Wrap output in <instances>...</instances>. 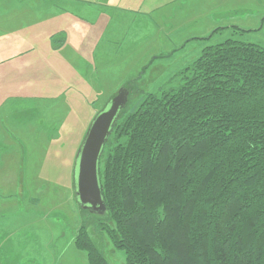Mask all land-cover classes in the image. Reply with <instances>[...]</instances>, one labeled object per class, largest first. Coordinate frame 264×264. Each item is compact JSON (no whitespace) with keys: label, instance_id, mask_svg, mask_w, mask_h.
Listing matches in <instances>:
<instances>
[{"label":"trees","instance_id":"16d2710c","mask_svg":"<svg viewBox=\"0 0 264 264\" xmlns=\"http://www.w3.org/2000/svg\"><path fill=\"white\" fill-rule=\"evenodd\" d=\"M182 73L122 114L106 142V211L75 236L89 264H109L93 230L125 264H264V47L229 38Z\"/></svg>","mask_w":264,"mask_h":264},{"label":"rangeland","instance_id":"374dc122","mask_svg":"<svg viewBox=\"0 0 264 264\" xmlns=\"http://www.w3.org/2000/svg\"><path fill=\"white\" fill-rule=\"evenodd\" d=\"M117 1L122 9L104 6L108 0H49L50 10L55 14V20L53 23L51 21L49 29H54L51 33H55V40H27L30 41L27 42L29 45H34L24 47L23 53H19L22 48L17 46L0 47V118H3L1 123L15 129L18 127L21 131H25L24 127L30 128L31 131L38 121H43L44 115L50 117L59 112V107L71 106V132L69 142L65 144V154L72 151L73 170L77 150L93 115L103 108L108 99L122 86L129 83L132 87L124 115L133 111L148 94H160L181 85L185 75L182 70L208 45L232 38L264 47V0ZM141 2H145L143 7L147 13L154 8L159 10L144 17L124 8L136 6ZM40 14L42 17L43 12ZM221 19L225 20L222 25H225L226 29L217 31L207 40L192 39L186 42L185 39L194 35L208 36L211 29L221 25L218 24ZM227 23L231 25L227 26ZM35 25L36 23L33 24ZM231 26L252 30L244 32L232 29ZM44 27L46 26L41 25L40 28ZM62 31L67 37L66 45L55 49L59 43L57 38ZM17 33L16 30L11 31L13 40H17ZM1 38L4 36H0ZM9 54L15 55L6 58ZM6 67L21 73L14 75L11 85L5 84L4 81L6 73L3 72ZM93 84L96 86H91ZM66 97L71 98V101ZM85 99H88V108L80 110L81 101ZM24 147V172H19L20 180L24 181V185L29 183L30 188L36 185V190L28 189L25 185L21 192L1 191L0 202L6 199L16 202V199L24 198V207L32 208V211L25 215H34L29 222H33L35 230L36 226L43 222L41 217L53 211L54 208L51 205L45 206V203H52L51 198L56 194L61 200L59 211H56L57 215L53 214L54 219L48 217L46 220L57 221L56 230L60 228L64 232L59 241L64 248L56 249V255H47L45 259L50 258L47 263L42 255L43 249L40 250L34 245L33 252L23 260L17 253L1 252L2 262L89 264L87 252L76 246L75 236L82 224L86 229L95 217L89 212L81 213L74 199L73 185L69 205H63V201H67L66 190L59 187L56 191L43 190L44 185L54 183L67 188V185L61 182L68 180L69 169L62 168L58 172L53 168L49 170L46 166L48 161H44L39 173L47 174L46 178L49 179L32 173L33 167L25 168V164L32 160L27 159L26 146ZM4 149L1 144L0 152H4ZM103 150L105 154L106 144ZM56 163L58 164L57 160ZM57 168L55 166V169ZM10 170H13V167H10ZM17 171L14 170L8 175L3 172L0 177L1 186L16 184ZM16 192L18 197H15ZM31 198H37L39 202L30 203L34 201ZM26 200H30L28 204L25 203ZM2 206L4 207L3 203H0V209ZM36 216L39 218L36 219ZM99 220L109 227L112 225L104 218ZM25 223L27 224L26 217ZM26 227V232L31 231L28 230L30 227ZM85 229L81 231L82 234ZM26 235L23 234L25 239L28 238ZM54 235L50 234V239L42 241L46 242L42 245H49ZM31 236L28 240L32 242L34 239H31ZM92 240L101 249L109 264H125L124 251L112 244L106 231L93 230ZM31 246L32 244L28 248Z\"/></svg>","mask_w":264,"mask_h":264},{"label":"crops","instance_id":"0c3cea01","mask_svg":"<svg viewBox=\"0 0 264 264\" xmlns=\"http://www.w3.org/2000/svg\"><path fill=\"white\" fill-rule=\"evenodd\" d=\"M13 1L14 0H0V36H4V38L0 39V47L6 48L17 46L22 48L20 49L19 53H23L25 52L23 50L24 47L29 48V46L34 45H29L27 42L30 41L27 40L39 41L42 39V41L51 42L56 39L55 33H51L54 32V29H49L50 24H52L55 20V14L52 10H50L49 0H15V3H13ZM158 4H156V6ZM144 5L145 2H141L136 6L124 8H128L126 9V11L130 9L133 11V14L143 15L144 17H147V14H152L153 12L159 10L154 8V10L147 13V10L143 7ZM104 6H111L108 8L122 9L121 4L117 0H108V3L104 4ZM41 11L43 12L42 17L40 14ZM224 22L225 20L221 19L218 24H221L220 26H225L222 25ZM34 23H36L35 26H33ZM41 25L46 27H44V29H41ZM226 25L230 26L231 24L227 23ZM208 28L210 27L208 26ZM15 30L18 31L16 35L17 40H13L10 36L11 31ZM202 37L205 36L194 35L185 40L186 42H188L187 40L191 38ZM57 39L59 41V43L57 44V46L59 45L58 48H61L62 46L64 47L66 45L67 37L65 36L64 31L60 33ZM14 55L15 54H9L7 55V57H5L9 58L13 57ZM14 70L15 69H10L7 67L4 70L3 73H6L4 75L5 84L11 85L14 75H21V73L13 72ZM53 73L55 72L53 71ZM91 86L96 85L93 84ZM66 99H68V101H71V98L66 97ZM87 108L88 99L82 100L81 107L79 109L86 110ZM71 109V106H61L59 107V112L57 114H54L50 117L44 115L43 121H38V124H36V126H34L31 131L29 130L30 128L24 127L25 131H21L18 129V127L15 129V127H12L10 125H4V123H1L3 121V118H0V142H2L0 143V145L3 144L5 148L4 152H0V177H2L1 174L3 172L8 175L9 173L12 174V171L18 170L16 174V184H6L7 186H1L0 184V192L16 190H20L21 192L23 191L25 185L28 189H32L34 191L36 190V185L30 188L29 183H25L24 185V181L20 180V176L24 172L23 152L25 148L24 146H26L27 159L32 160V162L29 161L28 163H26L25 168L33 167L32 169L34 170L32 171V173H36L37 175L45 179H49L46 178L47 174L39 173L40 169L43 168L44 161H48V164L46 166L49 167V170L50 168H53L54 171L57 170L58 172L62 170V168L69 169L68 180L66 182H61L62 184L67 185V188L61 187L57 183L43 186V190L48 191H56L59 190V188H61L62 190H66L68 192L67 201L64 200L63 205H65L66 203L69 205V203L71 202V190L73 185L72 151H70V153L68 154H65V144L69 142V134L71 132ZM67 123L69 124L67 125ZM51 151L52 153H50ZM56 160L58 164L56 163ZM55 166H57L58 168L55 169ZM10 167H13V170H10ZM16 195L17 192L15 193V197ZM3 196L4 195L2 194L1 197L3 198ZM23 199H16V202L11 201L10 199H6L0 202L4 205V207L2 206L3 208L0 209V264H4L1 258V252L4 251L17 253L23 260L25 257L30 256V254L33 252L34 245L40 250L43 249L42 255L44 260H46L45 257L47 255H56V249L61 250L62 248L59 241L62 238L64 232L61 231L60 228L59 230H56V226L58 225H56L55 223H57V221L54 222L46 220L48 217L54 219L53 214L57 215L56 211H59L58 208H60L59 205L61 203L59 197H57L55 194V197L51 198L52 203H49L48 201L45 203V206L51 205L54 209L49 214H44L41 217L43 219V222L40 225L37 224L38 226H36L35 230L33 229V222H29L31 220L30 218H32L34 215H25L26 213H30L32 211V208H25ZM31 199H33L34 201L26 200L25 203L28 204L29 201L30 203L39 202L37 198ZM25 217L27 218V224L25 223ZM38 218L39 217L36 216V219ZM38 221L40 220H37V222ZM26 226L30 227L28 228V230L31 231L26 232L24 230L27 228ZM23 234H27L26 236H28V238L25 239L23 237ZM50 234H55L54 236H52V242L49 243V245H42V243H46L42 241H47L50 239ZM29 236H31V239H34L32 242L28 240ZM31 244L32 246L28 248ZM26 248L28 249L25 250ZM63 253L65 255L66 251H64ZM49 259H47L45 262L47 263Z\"/></svg>","mask_w":264,"mask_h":264},{"label":"water","instance_id":"95a60500","mask_svg":"<svg viewBox=\"0 0 264 264\" xmlns=\"http://www.w3.org/2000/svg\"><path fill=\"white\" fill-rule=\"evenodd\" d=\"M131 88L129 83L122 86L96 112L76 153L73 170L74 199L79 210L95 216H102L106 211L99 183V160L116 122L125 111Z\"/></svg>","mask_w":264,"mask_h":264}]
</instances>
